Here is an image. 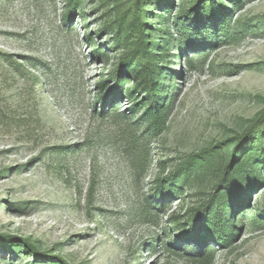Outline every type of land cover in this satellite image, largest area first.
Here are the masks:
<instances>
[{
  "label": "rangeland",
  "instance_id": "374dc122",
  "mask_svg": "<svg viewBox=\"0 0 264 264\" xmlns=\"http://www.w3.org/2000/svg\"><path fill=\"white\" fill-rule=\"evenodd\" d=\"M67 12V0H0V53L32 62L22 74L0 64V235L31 239L69 264H264V217L256 211L264 206V185L247 202L257 221L240 213L242 232L229 248L213 244L211 263H190L166 248L168 232L184 243L170 219L198 200L193 188H184L152 225L139 217L158 177L169 176L180 158L242 132L264 108V29L242 31L235 40H198L201 49L184 51L167 129L156 138L145 135L134 150L124 123L131 115L128 99L119 104L122 122L116 114L101 116L118 104L108 101L104 108L94 99L102 74L119 64V52L106 46L107 33L97 34L106 10L85 0L86 22L77 12L65 23ZM238 16L259 24L264 0H245L234 21ZM86 27L107 59L92 56ZM186 55L196 57V69H188ZM136 154L147 156L148 164ZM26 258L0 247V264H26Z\"/></svg>",
  "mask_w": 264,
  "mask_h": 264
},
{
  "label": "trees",
  "instance_id": "16d2710c",
  "mask_svg": "<svg viewBox=\"0 0 264 264\" xmlns=\"http://www.w3.org/2000/svg\"><path fill=\"white\" fill-rule=\"evenodd\" d=\"M96 1L99 8L106 10L97 34L107 33L110 40L106 46L119 52V64L108 76L102 74L97 84L98 92L94 94L95 103L104 108L108 101L118 104L108 113L101 112V116L116 114V119L122 122L124 114L119 104L123 96L128 99L131 107L125 110L131 115L126 119L133 122L124 123L128 126L126 133L134 150L145 135L156 138L167 129L176 79L181 75L177 68L184 51L201 49L198 40H211L212 37L235 40L242 31L254 32L259 26L264 29V16L257 25L239 16L234 21V12L245 0H179L175 16V0ZM84 3L85 0H67L64 22L72 20L77 12L86 22ZM87 29L84 37L93 48L92 56L107 59L108 53L96 47L94 35ZM24 59L22 64L13 55L0 53V64L8 65L18 74L23 73L27 61L32 65L31 60ZM196 61L195 56H185L190 70L196 69ZM39 78L34 76L33 80L38 83ZM112 83H115L113 88ZM215 145L180 158L169 176L158 177L139 211L140 219L152 225L160 214L167 213L171 202L184 194V188L196 191L198 200L186 210L181 208L180 214H172L170 219L172 232L184 243L178 244L171 233L166 234L167 250L189 257L190 263L213 262L217 244L231 247L243 230V219L237 218L240 213H249L253 222L264 217L261 203L256 208L257 218L247 206L253 189L264 185V108L242 132ZM136 159L144 166L149 162L145 155L136 154ZM95 187L94 179L88 191L89 206L94 203ZM240 208L243 209L239 211ZM93 220L106 225L102 215H95ZM203 243L207 249L202 248ZM0 247L17 257L23 253L27 257L26 264H69L50 251H43L31 239L0 235ZM172 247L182 250L176 253Z\"/></svg>",
  "mask_w": 264,
  "mask_h": 264
}]
</instances>
